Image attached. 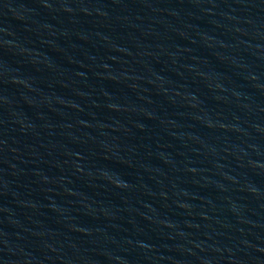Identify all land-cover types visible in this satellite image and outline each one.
Returning <instances> with one entry per match:
<instances>
[{
  "label": "water",
  "instance_id": "water-1",
  "mask_svg": "<svg viewBox=\"0 0 264 264\" xmlns=\"http://www.w3.org/2000/svg\"><path fill=\"white\" fill-rule=\"evenodd\" d=\"M0 264H264V0H0Z\"/></svg>",
  "mask_w": 264,
  "mask_h": 264
}]
</instances>
